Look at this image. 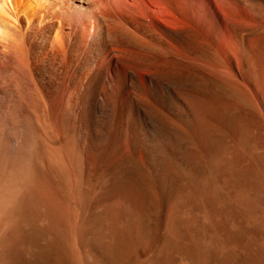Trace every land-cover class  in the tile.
<instances>
[{
	"label": "bare ground",
	"instance_id": "bare-ground-1",
	"mask_svg": "<svg viewBox=\"0 0 264 264\" xmlns=\"http://www.w3.org/2000/svg\"><path fill=\"white\" fill-rule=\"evenodd\" d=\"M0 264H264V0H0Z\"/></svg>",
	"mask_w": 264,
	"mask_h": 264
}]
</instances>
